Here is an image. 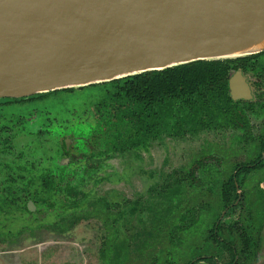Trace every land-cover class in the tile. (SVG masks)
Segmentation results:
<instances>
[{"label":"rangeland","instance_id":"rangeland-1","mask_svg":"<svg viewBox=\"0 0 264 264\" xmlns=\"http://www.w3.org/2000/svg\"><path fill=\"white\" fill-rule=\"evenodd\" d=\"M91 92L97 90L88 89L82 92L79 90L72 96L67 95L68 100H77L80 97L77 96L78 93L88 95ZM61 96L62 94L58 95V98L53 96L52 100L56 101L53 103L61 104ZM81 103L85 104L86 100L81 99ZM37 106L41 111L43 110V103ZM1 109L0 127L12 125L17 115L22 114L23 117L30 115L26 106L22 109L11 104ZM51 115L54 118L55 114ZM39 116L29 117L24 123H16V128L19 129L14 140L16 152L11 155L1 154L0 162L4 163L13 157L19 158V150L24 151L25 158H33L34 163L35 160L43 158L40 156L45 154L44 151L47 159L53 157L54 152L58 154L55 150L60 139L59 137L56 139L49 131L54 132L59 126L50 128L49 133L45 134V130L39 128L40 123L35 120ZM262 120L257 117L252 119L256 125L253 137L258 142ZM242 134V131L227 127L211 129L200 134L188 135L180 140L167 138L162 143L156 142L148 151L142 152V156L128 153L114 159H101V163H98L97 158L93 161L82 160L86 161V165H93L90 172L92 176L90 177L88 173L86 175L89 178L84 184V192L91 194L89 196L95 200L103 197L110 202V213L103 211L90 213L84 220H79L74 227L68 226L63 230L54 231L43 226L42 222L40 225L35 222L31 229L26 225L15 227L11 237L0 238V264H187L191 258L199 257L202 253L207 254V247L200 248L203 243L201 238L207 230V218L204 216L208 204L219 203L217 190L220 182H206L210 183V186L193 185L187 180V171L198 159L203 158L208 165L203 169L195 165L198 179H204L203 177L209 173L214 177H222L219 178L221 180L226 178L235 163L250 160L254 157L253 154L257 153V148H252L248 140L246 142L240 140L238 146L233 144L235 136ZM48 166L50 167L47 168H51L50 162ZM2 169L4 172L0 175V189L3 187L2 180L6 177L3 165ZM33 169L37 170L35 166ZM42 172L43 170L40 169L39 173ZM103 176L106 178H102ZM243 178L240 191L247 192L253 199L257 198V187L264 188V168L257 170L255 174L243 175ZM96 179L98 181H94ZM40 180L30 183L31 190L37 187L43 188ZM23 184L25 183L15 182L14 186L19 187ZM152 185H155L156 190L151 192L149 188ZM161 186L163 188L159 190ZM164 187L177 188L176 192L171 189L169 191L170 202L173 201L170 207L169 202H165L167 206L164 197L159 193ZM54 194V197L49 198L51 202L53 200L57 202L54 210L49 207V202H43V212L29 216L32 221L40 215V218L44 219L43 223L46 224L48 221H53L57 212L62 211L66 199L61 193ZM136 199L141 203L134 202ZM262 202L249 201L248 205L238 203V207L234 206L224 216L221 234L224 237L235 238L236 226L231 225L235 220L239 222L241 218L254 217L259 223L251 234L257 243L254 256L244 262L239 254L241 264H264V201ZM155 208H157L156 212ZM189 209L194 212L201 209L202 212L197 213L198 216L201 214L200 220L195 224H198L199 228L194 227L192 231L186 233L184 228L193 227L195 223L192 214L185 215ZM13 213L17 214V211ZM210 218L214 217L210 216ZM198 229H200L198 233L194 231ZM114 234L116 235L113 241L115 250L108 244L105 247L104 243L106 238ZM127 244L131 245L130 248ZM242 247V242L238 241V251ZM122 253H124L123 257ZM211 253L218 258L219 263L223 264H228L233 257L232 252L223 243L218 244ZM209 263L212 264V261Z\"/></svg>","mask_w":264,"mask_h":264},{"label":"water","instance_id":"water-1","mask_svg":"<svg viewBox=\"0 0 264 264\" xmlns=\"http://www.w3.org/2000/svg\"><path fill=\"white\" fill-rule=\"evenodd\" d=\"M264 0H0V101L264 51ZM247 78L234 99L251 98Z\"/></svg>","mask_w":264,"mask_h":264},{"label":"flooded vegetation","instance_id":"flooded-vegetation-1","mask_svg":"<svg viewBox=\"0 0 264 264\" xmlns=\"http://www.w3.org/2000/svg\"><path fill=\"white\" fill-rule=\"evenodd\" d=\"M250 57L248 62H244L242 65L235 67L231 71L229 77V94L232 100L244 111L243 113L241 112V116L216 117L212 114L206 115L204 112H201L197 114L202 116L204 119L203 124L205 125L197 127H192L191 125L186 127L177 126L181 121H178L179 119L176 117L177 113L170 110L171 112H163L161 119L156 118L152 120L153 124H155L153 130L150 131L141 127L136 130V133H134L135 131H130L131 134L128 135L129 133L127 134V131L129 128L123 127L121 129L119 127V121L108 119V112L99 111L97 109L96 104L99 102L104 88L100 87L99 89V86H92L94 84L75 88L73 92L60 91L44 98L41 97L34 100L0 104V110H2L1 108L3 106L11 104H14V106L18 108L22 107V109L26 106L30 114L26 117H23L22 114L20 116L17 115L14 117V123L12 125L0 127V156L1 154L11 155L16 152L14 140L19 131V129L16 128V123H24L29 117L33 118L40 115L39 118H35V120L40 123L38 124L39 128H42L43 131L45 130V134L50 132L55 135L56 139L58 137L60 139L57 150H55L58 154L56 155L54 152L53 157L49 159L46 158L47 154L44 151L43 153L45 154L40 156L43 158L35 160L36 163H34L33 158H25L24 151L19 150V158L13 157L4 163L0 162V175L4 172L2 165L5 167L6 174L5 179L2 180L3 187L0 189V238H6V236H8V238L11 237V235L14 234L15 227L18 228L22 225L25 227L26 225L27 228L31 229L32 224L35 222H37L38 225L42 222L43 226L55 231L63 230L68 226L74 227L79 220H84L90 213L94 214L103 211L109 214L111 211L110 202L103 197L95 200L89 196L91 194L84 192V184L87 183L89 178L86 175L88 173L91 177L92 175H90V172L92 171L91 168H93V165H86V161H82L84 159L93 161L97 158V160H99L98 163H101V159H114L117 156H124L128 153H136L138 156H142V152L148 151L156 142L162 143L167 138L180 140L188 135L200 134L206 130L225 129L227 127L228 129L243 132L242 136H235V142L233 141V144L235 143L238 146L240 140L245 142L248 140L252 148H257V153H254V157L250 160L238 161L235 163L232 166V171L222 180L219 179L222 177H214L211 173L204 176V179L197 178L195 174V165H198V167L202 169L206 168L208 165L206 160L203 161V158L198 159L193 164L192 168L187 171V180L193 185L210 186V183L206 182H220L219 189L217 190L219 203L218 205L208 204L209 206L204 216L207 218V230L206 233H204V237L201 238L203 243L200 245V248L207 247V254L202 253L199 257H193L187 264H210V261H212V264H223L219 263L218 258L211 253L214 252V248H217L218 244L221 243L225 244L233 254L228 264H241L237 248L238 241L242 242L243 247L246 245L247 242H245L244 239L250 237V234H253V229L259 225L257 219L253 217L254 221L249 222L250 217H247L244 219L241 218L239 222H236V220L233 221L234 223L231 225L236 226L235 232H237L235 238L224 237L221 236V234L223 228L222 223L225 221L224 216L228 214L234 206L238 207V203H247L248 205L249 201L251 203L255 201L259 203L264 201V188H262V186L257 187L258 193L255 199L251 198L247 192L243 190L240 191L244 182L243 175L255 174L257 170L264 168V51L251 55ZM238 71L247 78L246 80L250 85L251 98L234 99L231 95L230 80ZM88 89H94L97 90V92H91L88 95H85V93H78L79 95L77 96L80 97H78L77 100H68L69 97L67 95L72 96L79 90L82 92ZM60 94H62L60 99L61 104L53 103L56 102L52 100L53 96L54 98H58L57 96ZM81 99H85L86 103H81ZM41 103H43L42 111L39 109V106H37V104L39 105ZM53 113L55 114L54 118L51 115ZM179 114L184 115L189 113L180 111ZM103 116L105 119L102 118ZM254 117L263 119V124L259 126V142L253 137L256 126L254 122H252ZM56 125L59 126V129L56 128L54 132L49 131L50 128H54ZM115 141L121 142L116 146L114 144ZM230 145H232V142ZM29 154H31V152H29ZM258 156L259 160H256ZM36 159L38 158L36 157ZM55 161L56 164H54ZM48 162H50L51 168H47L50 167L48 166ZM33 166H35L37 170L33 169ZM244 166H247L248 169H244ZM40 169L43 170L42 173H39ZM231 176L234 179L236 189L229 188L227 190V197L224 198L223 195L226 191V183L230 180ZM102 178H106V176ZM39 180L43 184V188L39 189L37 187L31 190L30 187L32 184L30 183L39 182ZM94 181H98V179ZM13 182H23L25 184L19 185L18 187L14 186ZM167 184L170 185V183ZM162 188V186L159 187V190H162ZM170 189L176 192L177 188L164 187L163 191H159L160 195L164 197V203L169 202V207L173 202H170L169 199ZM154 190H156V187L152 185L149 191L152 192ZM54 193H57L56 195L61 193L64 195V199H66L62 211L57 212L53 221H48L46 224L43 223L44 219L42 220L40 215L39 217L36 216L32 221V218H29V216L39 214L40 211L43 212V202H49V207L54 210L57 202L54 200L51 202L49 199L50 196H55ZM43 194L45 196H43ZM134 202L141 203L138 199ZM166 205L168 206V204ZM215 206L217 208H215ZM15 211H17V214L13 213ZM156 211L157 208H155V212ZM198 211L202 212L201 209L196 212L189 209L185 214H192L195 218L193 220L195 223L193 227L184 228V232H190L194 227L199 228L198 224L195 225L198 223L201 216V214L198 216ZM210 216L214 218L212 219ZM72 221L74 222L73 225L71 224ZM37 224L36 226H38ZM214 226H217V228L214 229ZM49 229L48 231H52ZM194 231L198 233L200 229ZM246 234H248V236H246ZM214 235L218 240L214 239ZM115 236L114 234L104 240L105 247L108 244V246H111L112 249L115 250V246H113ZM130 246L131 245L127 244L128 248H130ZM105 247L102 251L103 258L105 256ZM248 250L249 248L244 251L248 252ZM250 251L253 252L252 248ZM123 255L124 253H122V257ZM242 259L243 261L245 260L244 257H242ZM245 261H247V259Z\"/></svg>","mask_w":264,"mask_h":264},{"label":"trees","instance_id":"trees-1","mask_svg":"<svg viewBox=\"0 0 264 264\" xmlns=\"http://www.w3.org/2000/svg\"><path fill=\"white\" fill-rule=\"evenodd\" d=\"M250 58L247 56L226 60H202L161 71H149L94 84L92 86L104 88L96 107L99 111L108 112V119L119 121L121 129L129 128L128 135L131 134L130 131L136 133V130L141 127L153 130L155 124L152 120L161 119L162 113H167L170 110L177 113L176 117L179 119L178 121H181L177 126L181 127L205 125L202 116L197 114L201 112L216 117H240L241 112L244 111L229 94V77L235 67L248 62ZM74 90L75 88L63 89L31 97L8 99L0 101V104L34 100L48 97L60 91L73 92ZM180 111L189 114L180 115ZM102 118L105 119L104 116ZM120 142L115 141L114 144L117 146ZM256 160H259V156ZM245 168L248 169L247 166H244ZM229 188L236 189L232 176L226 183L224 198L227 197ZM250 221H254V219L250 218ZM71 224L73 225L74 222L72 221ZM215 228L217 226H214ZM214 237L218 240L215 235ZM244 240L247 243L238 253L248 261L254 256V248L257 247V243L251 234ZM247 248H249L248 252L244 251ZM251 248L253 252L250 251ZM245 260L244 262H246Z\"/></svg>","mask_w":264,"mask_h":264},{"label":"bare ground","instance_id":"bare-ground-1","mask_svg":"<svg viewBox=\"0 0 264 264\" xmlns=\"http://www.w3.org/2000/svg\"><path fill=\"white\" fill-rule=\"evenodd\" d=\"M262 47H264V42L262 44H259L257 46H254L253 48H251V50L257 49V48H262Z\"/></svg>","mask_w":264,"mask_h":264}]
</instances>
